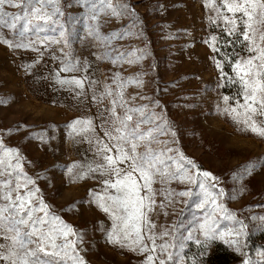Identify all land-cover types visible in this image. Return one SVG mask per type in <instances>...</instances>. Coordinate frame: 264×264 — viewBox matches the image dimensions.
Here are the masks:
<instances>
[{
  "label": "rangeland",
  "instance_id": "obj_1",
  "mask_svg": "<svg viewBox=\"0 0 264 264\" xmlns=\"http://www.w3.org/2000/svg\"><path fill=\"white\" fill-rule=\"evenodd\" d=\"M220 2L89 0L84 4L59 0L58 5H35L47 11L58 6L63 13L54 17L57 23L39 22L43 28L39 33L29 32L21 38L7 28L0 29L14 42H36L27 49L0 43V145L19 154L22 172L34 181L37 196L77 233L70 239L82 238L76 249L85 264H143L151 254L109 243L113 224L119 222L95 200V194H104L102 181L109 177L89 171L105 163L101 144L113 147L116 143L105 132L119 135L115 128L121 127L126 114L133 116L129 124L147 117L150 123L142 124V130L156 125L164 129L157 136L159 143L152 144L156 151H164L162 159L172 156L194 177L206 171L216 178L199 175L195 183H162L159 176L155 178L153 210L143 211L155 225L151 232L157 237L156 244L175 245L168 249L174 254L168 264H179L177 258L186 264L188 240L197 244L193 264H264V221L259 219L264 216V138L245 130L244 117L237 114L244 111L239 107L244 99L243 85L234 71L237 61L254 53L248 50L251 42L243 38L241 20H237L235 33L229 34L231 26L223 16L232 13L214 7ZM109 3L119 15L112 14ZM6 10L17 11L7 6ZM254 28L256 43L264 46L259 39L264 25ZM224 33L240 35L246 42L245 52L230 72L222 65ZM213 37L219 51H213ZM69 65L74 70L63 71ZM73 78L81 79L83 88L59 82ZM130 108L143 109V116L127 113ZM253 119L257 125L264 124V116ZM77 120L91 121V125L74 124ZM168 148L173 151L167 152ZM137 151L142 153L144 148ZM106 154L116 155L115 151ZM168 163L174 171L176 164ZM119 167L127 169L128 165ZM181 191L190 195H177ZM109 192L115 194L114 189ZM146 194L142 190L141 195ZM201 203L204 206L197 207ZM236 221L246 224L248 233L239 238V251L230 243L235 236L228 234L229 229H239ZM142 227L147 235L149 226ZM208 228L216 229V238L205 247ZM165 232L168 235L161 239ZM220 232L225 233L223 238ZM145 243L151 247L149 241ZM154 255L167 260L159 249Z\"/></svg>",
  "mask_w": 264,
  "mask_h": 264
},
{
  "label": "snow or ice",
  "instance_id": "obj_2",
  "mask_svg": "<svg viewBox=\"0 0 264 264\" xmlns=\"http://www.w3.org/2000/svg\"><path fill=\"white\" fill-rule=\"evenodd\" d=\"M82 3L88 4L89 0H81ZM108 3V0H104ZM58 5L59 0H0V29L7 28L14 37L17 35L24 38L27 33H39L43 31L39 22L45 24L57 23L54 17L62 16L60 8L57 6L52 11H47L43 7L35 5ZM7 8L16 9L17 11H8ZM113 15H119L115 7L109 3ZM124 7H127L126 5ZM219 10L226 9L232 13V16H223L227 25H230L229 34H234L237 27V20H241L245 27L243 38L250 41L252 47L248 50L254 53L253 56L246 60L237 61L234 71L240 77L243 85L244 103L239 105L244 111L237 113V108L231 111L238 115H243V123L256 135L264 138V124L257 125L253 119L254 115L264 116V46L257 44L255 40L256 29L254 25H264V0H221L220 4L214 5ZM217 11L218 17L221 15ZM241 13L240 17L236 14ZM97 13H92V18H96ZM247 18L246 20L244 18ZM60 36H64L63 25H60ZM114 36L116 34H113ZM111 39V38H107ZM264 43V34L259 37ZM216 37L212 38L213 51H219L215 47ZM59 43L60 41H53ZM0 43L7 45L9 48H30L34 47L35 41L29 40V43L14 42L4 37L0 31ZM123 55V54H121ZM129 55H132L129 53ZM139 57L138 59H142ZM259 61V63H256ZM217 67H221L217 63ZM72 66H65L63 71H73ZM61 84H75L78 88H83L81 79L73 78L69 80L59 81ZM108 95L111 93L108 92ZM225 102L228 97H225ZM2 102V101H0ZM113 115L115 116V101H113ZM227 111V109H226ZM140 112L143 116V109H128L127 113ZM235 118V117H234ZM116 119H120L116 117ZM133 120L131 114H126L123 120H120L121 127L115 128V132L119 135L113 136L111 132H105L109 139L116 141L113 147L101 144L99 151L103 154L104 164L97 165L95 169L90 168V172H100L101 176H107L102 181L104 184V194H95V200L98 207L109 214L112 219L119 223L113 224V231L108 235V241L112 244H118L120 247H128L131 251H139L140 254L151 253L146 256L143 264H168V261L174 259V254L168 252L170 245L168 243L156 244L157 237L151 232L155 227L148 219L143 209L152 211V205L155 203V192L152 184L156 182V177H160V181L169 182L171 180H179L181 183L188 181L195 183L197 177L202 175L205 179L215 177L209 172L198 173L197 177L189 174L184 168L183 163L173 160L172 156L162 159L164 151H156L152 148L153 143H159L157 136L164 132V129L156 125L154 128L142 130L141 125L150 123L147 117L129 124ZM86 123L91 125V121H75L74 124ZM174 135V134H173ZM100 143V142H98ZM125 145H129L126 149ZM143 147L144 151L138 152L137 149ZM115 151L116 155H107L106 153ZM173 149L168 148L167 152ZM0 152H4L5 156H0V264H85L83 258L79 255L76 245L82 240L70 239L71 236L77 235L74 229L60 220L59 217L53 215L49 206L46 205L42 198L37 196L38 189L34 187V181L22 172L19 154L15 149H5L0 145ZM180 160L184 157L181 154ZM176 164L174 171H170L171 164ZM127 164L128 168L119 167L121 164ZM192 168L196 165L187 160ZM115 177L112 179L111 177ZM143 181V183H141ZM201 189L205 188L203 181L199 182ZM110 189L115 190V194L109 192ZM147 190L146 195H141L142 190ZM179 196L190 195L187 191L177 193ZM220 195H223L221 190ZM147 201V203H145ZM215 203V198L212 200ZM203 203L197 207H203ZM222 208V206H220ZM226 211V210H225ZM43 213V215H40ZM234 218V217H225ZM253 219H257L253 217ZM264 221V216L259 217ZM240 225L239 229H229L228 234L234 235L230 243L237 245L236 250L239 251L241 236H247L245 229L247 225L242 221H236ZM147 224L149 230L147 235L143 233L142 225ZM122 234V235H121ZM165 232L161 235V239L167 236ZM223 238L224 232L219 233ZM206 240L204 246L207 247L208 241L216 238V229L208 228L205 230ZM149 241L151 247L145 241ZM131 241V243H125ZM157 249L161 253L167 254V260L159 259ZM179 259V264H183V258ZM245 264H248L245 261Z\"/></svg>",
  "mask_w": 264,
  "mask_h": 264
},
{
  "label": "trees",
  "instance_id": "obj_3",
  "mask_svg": "<svg viewBox=\"0 0 264 264\" xmlns=\"http://www.w3.org/2000/svg\"><path fill=\"white\" fill-rule=\"evenodd\" d=\"M233 37V38H232ZM233 40H231V39ZM223 41H225L223 43V68L225 71L230 72V70H232V66L235 62V60L238 58L239 54H243V52H245V46H246V42L244 40L241 39L240 35H232L230 36L228 33H224V35L222 36ZM227 42V43H226ZM229 43V44H228ZM221 49V50H222ZM196 242L192 241V240H188L186 247L184 249V256L186 258V264H193V253H194V247L196 246ZM202 244H200L199 246H201ZM205 256V254L203 253V257Z\"/></svg>",
  "mask_w": 264,
  "mask_h": 264
}]
</instances>
